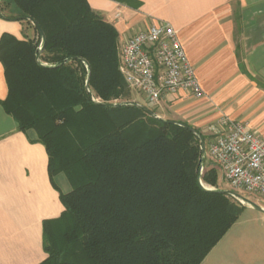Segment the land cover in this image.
<instances>
[{"label":"trees","instance_id":"16d2710c","mask_svg":"<svg viewBox=\"0 0 264 264\" xmlns=\"http://www.w3.org/2000/svg\"><path fill=\"white\" fill-rule=\"evenodd\" d=\"M4 3L0 15L37 37L1 36L2 105L46 146L51 179L72 185L61 215L43 221L38 264H201L246 208L201 184L223 179L209 159L199 173L205 136L134 101L118 31L88 0Z\"/></svg>","mask_w":264,"mask_h":264},{"label":"crops","instance_id":"0c3cea01","mask_svg":"<svg viewBox=\"0 0 264 264\" xmlns=\"http://www.w3.org/2000/svg\"><path fill=\"white\" fill-rule=\"evenodd\" d=\"M88 1L115 26L118 45L153 24L169 22L178 31L206 96L196 98L185 90L166 94L153 106L167 111L169 120L187 123L209 138L210 126L227 115L264 137V0ZM4 33L37 37L27 21L0 15V39ZM134 94L148 102L140 92ZM7 95L0 60V264H38L47 256L43 221L61 215L60 193L72 185L65 173L51 179L46 146L34 129H19L2 105ZM258 210L262 215L251 225L263 229L264 210ZM262 256L264 264V251ZM255 258L260 260L247 259Z\"/></svg>","mask_w":264,"mask_h":264},{"label":"built area","instance_id":"2783aa9c","mask_svg":"<svg viewBox=\"0 0 264 264\" xmlns=\"http://www.w3.org/2000/svg\"><path fill=\"white\" fill-rule=\"evenodd\" d=\"M119 53L120 71L126 82L151 105L180 90L196 98L206 96L178 31L169 22L153 24L130 36L119 45ZM210 131L211 137L202 139L199 173L204 172L209 159L232 191L264 198V137L248 123L227 115L213 123Z\"/></svg>","mask_w":264,"mask_h":264},{"label":"rangeland","instance_id":"374dc122","mask_svg":"<svg viewBox=\"0 0 264 264\" xmlns=\"http://www.w3.org/2000/svg\"><path fill=\"white\" fill-rule=\"evenodd\" d=\"M0 9H2L5 13H10L9 8L4 3V0H1L0 2ZM135 97V102L152 109L158 118L171 119L170 117L172 116L169 115L167 111H162L161 108H155L153 105L143 100L141 95L134 94V98ZM118 102L121 101L117 100L114 103ZM201 182L205 187L209 189L219 188L223 190H231V187L224 179L220 180L219 187L207 185L203 181ZM238 193L244 198L252 200L260 207L264 206V198L254 196L242 191ZM229 195L233 197L237 202L245 205L246 208L238 219L237 224H235L233 228L227 232V234L212 249L210 254L201 264H263L262 253L264 251V228L262 229L260 228L261 226L254 227L251 225L253 220H256L257 215H262V212H260L256 207L250 208L249 206L252 207V205L248 201L245 200V202L243 203L240 199H236L231 194ZM253 228H256V231L258 229V232H254L255 234L252 233ZM250 257H259L260 260L255 258L254 261H251V263H249L247 258Z\"/></svg>","mask_w":264,"mask_h":264},{"label":"water","instance_id":"95a60500","mask_svg":"<svg viewBox=\"0 0 264 264\" xmlns=\"http://www.w3.org/2000/svg\"><path fill=\"white\" fill-rule=\"evenodd\" d=\"M42 35H43V32H42ZM43 48V47H42ZM41 48V49H42ZM92 96L94 97V95L92 94ZM115 104H120V103H115ZM155 117H157V115L153 112L152 113ZM172 121H174V120H172ZM174 122H176V121H174ZM192 128V127H191ZM193 129V128H192ZM201 184L203 185V183L201 182ZM203 187H205L204 185H203ZM206 189H209V188H207V187H205ZM211 190H213V189H211ZM226 191V193L227 194H231V195H236L237 197H240V198H242L243 200H246V201H248L253 207H256V208H258V209H261V210H264L262 207H260L258 204H256L255 202H253L252 200H249V199H246V198H244L242 195H240V194H238V193H236V192H234V191H232V190H225Z\"/></svg>","mask_w":264,"mask_h":264}]
</instances>
